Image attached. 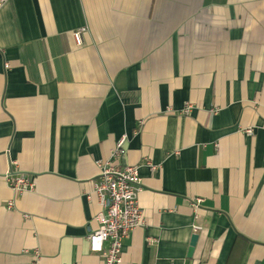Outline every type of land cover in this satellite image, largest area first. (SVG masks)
<instances>
[{"label": "crops", "instance_id": "crops-1", "mask_svg": "<svg viewBox=\"0 0 264 264\" xmlns=\"http://www.w3.org/2000/svg\"><path fill=\"white\" fill-rule=\"evenodd\" d=\"M122 138L143 224L121 264H264V0H6L0 264H104L94 182Z\"/></svg>", "mask_w": 264, "mask_h": 264}, {"label": "built area", "instance_id": "built-area-1", "mask_svg": "<svg viewBox=\"0 0 264 264\" xmlns=\"http://www.w3.org/2000/svg\"><path fill=\"white\" fill-rule=\"evenodd\" d=\"M6 0L0 2V9ZM85 30L76 32V41L81 44ZM192 106H188V113ZM249 135L252 129L246 130ZM125 138H122L112 153L111 160L99 163V176L94 182L93 193L97 195L102 211L96 216L99 228L88 237L89 249L92 253L101 254L104 264H121L123 243L135 228L143 224V212L139 205L138 196L142 191V183L137 166L118 167L116 161L125 156ZM10 188L16 193L30 191L34 184L26 175L18 172L15 164L6 176ZM201 199L193 202L196 211L199 210ZM13 203L10 204L12 207ZM197 232L199 226H193Z\"/></svg>", "mask_w": 264, "mask_h": 264}, {"label": "water", "instance_id": "water-1", "mask_svg": "<svg viewBox=\"0 0 264 264\" xmlns=\"http://www.w3.org/2000/svg\"><path fill=\"white\" fill-rule=\"evenodd\" d=\"M198 238H199L198 235H194L192 238L191 247H190V251H189V255H188L189 258H191L193 256L195 247H196L197 242H198Z\"/></svg>", "mask_w": 264, "mask_h": 264}]
</instances>
